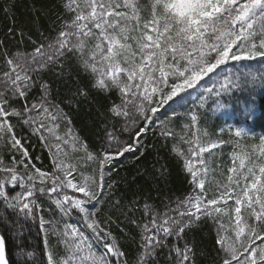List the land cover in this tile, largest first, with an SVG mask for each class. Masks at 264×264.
Returning a JSON list of instances; mask_svg holds the SVG:
<instances>
[{
	"label": "snow or ice",
	"instance_id": "obj_1",
	"mask_svg": "<svg viewBox=\"0 0 264 264\" xmlns=\"http://www.w3.org/2000/svg\"><path fill=\"white\" fill-rule=\"evenodd\" d=\"M14 7L0 9L10 21L0 34V264H200L208 220L211 264H264V136L241 144L244 127L228 140L207 127L225 97L250 106L264 89V0H52L19 27ZM101 96L115 98L98 110L92 146L70 113ZM189 103L177 132L175 108ZM149 136L176 141L182 198L117 195L114 164L148 156ZM226 144L225 179L216 150ZM170 175L157 153L131 183L161 192ZM33 231L42 244L27 239Z\"/></svg>",
	"mask_w": 264,
	"mask_h": 264
},
{
	"label": "trees",
	"instance_id": "obj_2",
	"mask_svg": "<svg viewBox=\"0 0 264 264\" xmlns=\"http://www.w3.org/2000/svg\"><path fill=\"white\" fill-rule=\"evenodd\" d=\"M5 2L6 0H0V9H2ZM7 2L14 3L15 5L12 11L15 15L17 26L19 27L29 20L32 5H35L36 8L47 9L50 7L52 0H7ZM9 25L10 21L6 19L3 12L0 11V34H2ZM208 86L211 87V84ZM236 95H240V93H237ZM114 98L115 96L108 98L101 96L98 98V102L96 104L90 107L82 106L78 114L70 113L73 118L75 130L80 136L85 138L87 143L92 146L97 144V136L95 135L97 126L95 121L97 120L98 110L102 111L103 107L107 106ZM193 99L194 97L189 98L190 101ZM249 99L253 101L250 106L244 104L243 101L228 100L226 97L224 98L228 107L216 110L214 114H210L209 116V123L207 127L208 131L212 133L213 139L220 137L228 140L231 135L229 132L230 127L232 129H235L236 127H244L248 131V136L247 139L241 140V144L259 143V138L264 136V89L258 88L254 96L249 97ZM191 107H193V105L189 103L185 107L175 108L177 115L181 117V119L174 121L175 130L177 132H180L183 124L185 123L184 113ZM208 107H212L211 103H209ZM247 107H251V113L245 111ZM222 109H229V113L224 114L221 112ZM169 115H171V110H161V119ZM241 120H247V123L239 124L238 121ZM221 128L224 129L223 132L220 131ZM124 138L126 139L127 137L125 136ZM233 139L235 138L233 137ZM177 141H179V136L177 137ZM148 142L155 144V148L148 156L144 157L139 162L134 163L132 155L126 154L127 159L121 158L119 163L114 164L113 167L115 170L112 172L111 179L119 181V190L117 191V195H124L126 199H133L134 194H138L141 197H149V203L154 202L157 205L160 203V200L165 199L166 197H171L175 200L178 197L182 198L187 195L189 185L187 179L185 178V173L181 170V166L177 160L174 157L169 156V150L173 144L176 143V141L169 140L167 147H164L163 141L149 136ZM32 145L33 147L30 148V151L33 153V156H40L42 158L41 160L36 161V163L38 165L48 166L50 162L47 158V152L38 146V142L36 140L32 141ZM179 146L184 150L187 148V145L182 143ZM216 151L218 153H222V155L218 158L217 163L224 169L226 179V170L227 167L231 166L230 157L234 148L231 144H226L221 149H217ZM157 153L165 159H168L170 162L171 175L164 191L157 192L150 179H137L136 183H131L132 177L138 171L145 168L151 170V166L157 157ZM116 171L119 172V175H116ZM121 178H126L127 182ZM142 204L143 199H141V205ZM215 236L216 230L212 221L208 220L204 222L201 225V230L196 236V239L199 241L203 250L200 257V264H211V249ZM27 239L30 240L32 245L42 244L41 238L36 235L35 231H33L31 237H28Z\"/></svg>",
	"mask_w": 264,
	"mask_h": 264
},
{
	"label": "rangeland",
	"instance_id": "obj_3",
	"mask_svg": "<svg viewBox=\"0 0 264 264\" xmlns=\"http://www.w3.org/2000/svg\"><path fill=\"white\" fill-rule=\"evenodd\" d=\"M224 114H228L229 113V109H222V111Z\"/></svg>",
	"mask_w": 264,
	"mask_h": 264
}]
</instances>
